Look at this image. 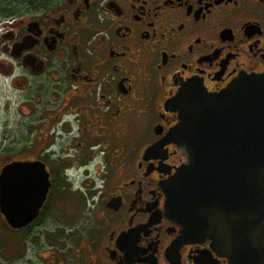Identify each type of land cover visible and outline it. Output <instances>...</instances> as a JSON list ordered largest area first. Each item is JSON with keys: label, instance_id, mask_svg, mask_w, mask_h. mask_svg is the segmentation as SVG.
<instances>
[{"label": "flooded vegetation", "instance_id": "af4514ba", "mask_svg": "<svg viewBox=\"0 0 264 264\" xmlns=\"http://www.w3.org/2000/svg\"><path fill=\"white\" fill-rule=\"evenodd\" d=\"M0 66V200L38 207L18 227L0 210V264H239L202 231L233 192L200 138L194 231L167 208L190 161L167 102L264 73V0H17L0 14ZM252 245L264 252V208Z\"/></svg>", "mask_w": 264, "mask_h": 264}, {"label": "water", "instance_id": "95a60500", "mask_svg": "<svg viewBox=\"0 0 264 264\" xmlns=\"http://www.w3.org/2000/svg\"><path fill=\"white\" fill-rule=\"evenodd\" d=\"M167 104L179 110V122L171 135L185 144L190 154L189 164L179 168L166 184L169 212L176 222L183 221L190 232L194 231L197 173L194 148L200 138V145L208 146L205 152L216 153L211 156L212 162H223L227 184L233 192L232 214L210 216L202 222V231L214 237L224 254L235 262L255 264L264 256L260 250L254 252L252 245L264 208L257 196L260 186L264 185V73L242 74L216 93L188 84ZM203 149L198 161L206 159ZM5 168L8 170L2 175V184H5V175L17 168V163ZM15 191L19 192L17 188ZM242 192L248 193V204L243 205ZM45 193L43 189L40 191V201ZM38 200L35 198L36 205ZM0 203V210L13 227L28 223L38 210L37 206L24 203L20 213L17 206L10 205L7 196H2Z\"/></svg>", "mask_w": 264, "mask_h": 264}, {"label": "rangeland", "instance_id": "374dc122", "mask_svg": "<svg viewBox=\"0 0 264 264\" xmlns=\"http://www.w3.org/2000/svg\"><path fill=\"white\" fill-rule=\"evenodd\" d=\"M16 2H17V0H7V1L0 0V14L2 13V10L6 9L7 7L11 9L13 6L16 5ZM59 201H60V199L58 201H56V207H58V213L61 214L62 216H69V215H71L72 214L71 213L72 212V208H68V205L70 206L71 203L70 202H67V200H64V199H61V203ZM65 205H66V207L63 208L62 206H65ZM60 207H62V209H60Z\"/></svg>", "mask_w": 264, "mask_h": 264}, {"label": "snow or ice", "instance_id": "6c2138e0", "mask_svg": "<svg viewBox=\"0 0 264 264\" xmlns=\"http://www.w3.org/2000/svg\"><path fill=\"white\" fill-rule=\"evenodd\" d=\"M0 68H2V66H0Z\"/></svg>", "mask_w": 264, "mask_h": 264}]
</instances>
